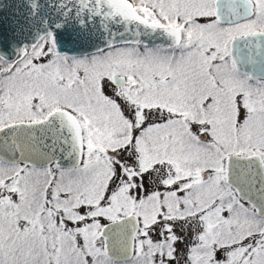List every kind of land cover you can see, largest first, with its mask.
<instances>
[{"label": "snow or ice", "instance_id": "1", "mask_svg": "<svg viewBox=\"0 0 264 264\" xmlns=\"http://www.w3.org/2000/svg\"><path fill=\"white\" fill-rule=\"evenodd\" d=\"M24 2L0 264H264V0Z\"/></svg>", "mask_w": 264, "mask_h": 264}, {"label": "water", "instance_id": "2", "mask_svg": "<svg viewBox=\"0 0 264 264\" xmlns=\"http://www.w3.org/2000/svg\"><path fill=\"white\" fill-rule=\"evenodd\" d=\"M26 18L27 7L24 0H0V40L7 42L18 39L17 30L25 23ZM0 51L14 58L9 44L5 43Z\"/></svg>", "mask_w": 264, "mask_h": 264}]
</instances>
